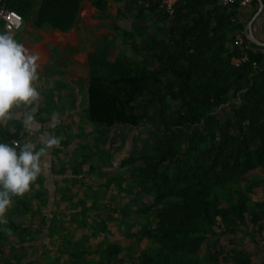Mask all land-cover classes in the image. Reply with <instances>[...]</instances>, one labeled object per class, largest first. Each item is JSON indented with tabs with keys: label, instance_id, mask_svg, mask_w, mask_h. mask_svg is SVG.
<instances>
[{
	"label": "trees",
	"instance_id": "1",
	"mask_svg": "<svg viewBox=\"0 0 264 264\" xmlns=\"http://www.w3.org/2000/svg\"><path fill=\"white\" fill-rule=\"evenodd\" d=\"M34 1L3 3L26 17ZM107 1L90 3L102 15ZM112 1L121 4L120 13L136 11L129 15L128 37L139 36L149 14L167 24L160 36L144 44L148 56L143 55L141 62L100 57L101 53L91 63L86 89L89 121L106 127L142 122L153 126L151 142L132 146L127 158L134 174L129 188L138 190L115 206L122 221L128 213L141 215L137 232L143 242L126 262L122 245L103 238L96 244L100 250L93 262L264 264V254L257 262V255L242 248L225 250L207 240L217 230L234 233L250 226L251 241L262 243L264 252V204L250 199L248 193L255 191L252 181L241 183L258 169L264 172V52L243 49L235 41V35L243 31L246 6L236 1L222 7L210 0L213 7L204 10L201 0H180L168 15L159 9L161 0ZM79 2L41 0L33 25L66 31L75 23ZM242 37L253 45L243 33ZM243 51L246 60L232 65L231 58ZM0 140L12 143L21 137L0 126ZM30 190L12 197L14 209L29 216L39 214L36 234L44 228L60 231L50 215L51 196ZM20 229L21 235L27 234L28 226ZM21 235L19 242L24 241ZM204 244L210 247L201 252ZM86 253L90 254L83 249L80 254ZM21 258L15 253L3 264H21Z\"/></svg>",
	"mask_w": 264,
	"mask_h": 264
},
{
	"label": "rangeland",
	"instance_id": "2",
	"mask_svg": "<svg viewBox=\"0 0 264 264\" xmlns=\"http://www.w3.org/2000/svg\"><path fill=\"white\" fill-rule=\"evenodd\" d=\"M124 26L121 22L120 28ZM104 30L109 28L105 27ZM122 38L120 35L119 39ZM115 43V40L108 36L101 37L99 50H103L102 54L106 52L110 56L130 59L123 51L117 52L113 45ZM86 88L87 86L83 85L85 95ZM223 107H226V104ZM219 110L220 108L217 109ZM54 116L57 117H51ZM57 119L50 131L48 130L49 135L38 144L40 147L49 139L58 140L41 156L40 166L44 165L49 169L47 174L50 176H37L30 184V191L51 196L50 215L55 216L60 231L49 232L44 228L42 233L33 232L35 226L41 223L39 214L34 212L29 216V213L23 210H15V202L11 197V206L4 213L6 223L0 224V264L6 259L10 260L15 253L21 255V264H96L93 260L97 261L100 250L96 244L103 238L121 244L126 262H130L142 240L137 232L141 215L128 213L126 221H122L115 206L127 201L134 191L138 190L129 188L134 174L127 158L132 146L151 142L153 126L142 122L136 126L117 124L106 127L89 121L86 112L60 115L61 120ZM43 161H50L49 166L41 163ZM135 164H139V161ZM247 181L255 184V191L248 193L250 199H258L264 204L263 170L258 169L248 174L241 183ZM91 196L94 198L90 199ZM79 200L84 201L85 205ZM33 202L35 203V200ZM82 216L86 221L81 220ZM86 222L88 225H85ZM21 225L28 226L27 234L21 235ZM250 228L246 226L235 230L234 233L217 230L216 235L208 236L207 240L225 250L242 248L257 255L256 261L260 262L264 254L263 244H254L251 241ZM76 232L89 236L80 237ZM20 235L24 238L23 242H19ZM77 238H80L81 242H76ZM209 247L204 244L201 252ZM83 249H87L90 254L81 255Z\"/></svg>",
	"mask_w": 264,
	"mask_h": 264
},
{
	"label": "crops",
	"instance_id": "3",
	"mask_svg": "<svg viewBox=\"0 0 264 264\" xmlns=\"http://www.w3.org/2000/svg\"><path fill=\"white\" fill-rule=\"evenodd\" d=\"M40 1H34L27 16L23 17L21 26L16 31H12L18 41L39 54V100L31 105H19L12 110L10 116L0 118V126L4 132H17L21 137L20 144L31 141L37 147L49 135L48 130L56 119L61 120L60 115L86 112L87 103L83 85L87 86L93 58L103 51L99 50L101 37L108 36L114 39L115 49L117 52L123 51L124 55L130 58L127 60L141 62L143 55L148 56L144 44L151 37L160 36L167 24L162 18L149 14L147 16L149 19L139 36L128 37L125 32L130 29L132 23L130 16L136 13L135 10L129 14L120 13L121 4L108 0L106 9L101 15V12L91 5L90 0H80L75 23L70 29L60 31L49 27L37 28L33 25V18ZM209 1L201 0L204 10L213 7ZM255 2L253 4L251 1L244 8L245 24L242 33L246 37L250 34L264 41V0H255ZM121 22L125 24L124 29L120 28ZM212 24H214L213 20L210 25ZM105 27L109 28L108 33H105L107 32L104 30ZM0 31L7 30L0 25ZM120 35L123 37L122 40L119 39ZM251 49L264 52V47L254 43ZM104 53L110 59L116 57ZM53 115L57 117H51ZM49 162L41 163L49 166ZM48 172L49 169L42 165L38 176L41 178L50 176Z\"/></svg>",
	"mask_w": 264,
	"mask_h": 264
},
{
	"label": "clouds",
	"instance_id": "4",
	"mask_svg": "<svg viewBox=\"0 0 264 264\" xmlns=\"http://www.w3.org/2000/svg\"><path fill=\"white\" fill-rule=\"evenodd\" d=\"M39 54L18 41L12 31H0V118L11 115L19 105L38 102L40 91ZM31 131V130H30ZM56 138L40 147L27 141L0 140V224L6 223L4 213L11 206V197L23 195L41 173V156Z\"/></svg>",
	"mask_w": 264,
	"mask_h": 264
},
{
	"label": "built area",
	"instance_id": "5",
	"mask_svg": "<svg viewBox=\"0 0 264 264\" xmlns=\"http://www.w3.org/2000/svg\"><path fill=\"white\" fill-rule=\"evenodd\" d=\"M180 0H161L159 3V9L164 11L166 14H173L178 2ZM216 3L222 7L229 6L236 1H239L243 5H248L252 0H215ZM23 17L22 15L14 9H9L4 6L3 0H0V25H2L7 31H16L22 24ZM246 39L247 37L244 36ZM236 44L242 46L243 49L251 48V45L248 42H244L242 33H237L235 35ZM248 40V39H247ZM247 58L246 52L243 51L240 57H232L230 62L234 66H238L241 62L245 61ZM15 141L18 145L17 140Z\"/></svg>",
	"mask_w": 264,
	"mask_h": 264
},
{
	"label": "water",
	"instance_id": "6",
	"mask_svg": "<svg viewBox=\"0 0 264 264\" xmlns=\"http://www.w3.org/2000/svg\"><path fill=\"white\" fill-rule=\"evenodd\" d=\"M247 39L254 43L255 45H258V46H262L264 47V41H261V40H258L257 38L253 37L252 35L249 34V36H247Z\"/></svg>",
	"mask_w": 264,
	"mask_h": 264
}]
</instances>
